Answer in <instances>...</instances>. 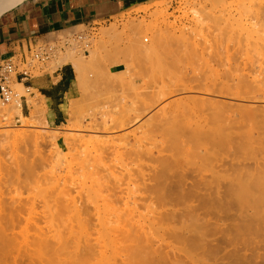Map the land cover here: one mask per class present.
<instances>
[{"label":"rangeland","instance_id":"rangeland-1","mask_svg":"<svg viewBox=\"0 0 264 264\" xmlns=\"http://www.w3.org/2000/svg\"><path fill=\"white\" fill-rule=\"evenodd\" d=\"M214 1H222L227 10L223 7L225 12L219 10L221 7L216 9ZM249 1L250 3H239L240 8L237 0H161L127 14L120 21L79 28L68 34H86L88 47L85 51L82 48H74L77 52L67 49L65 54L59 53L35 74V77H39L64 65L73 67L70 60L64 59L70 56L68 52L71 51L73 58L79 60L80 76L73 67L76 76L75 99L64 104L61 125L53 126L47 122L45 101L35 90L26 91L22 84L23 89H19L16 82L13 83L16 103L0 105V187L3 188H0V193L4 200L9 201L12 197L11 200H19L25 207H22V215L19 213V217L4 210L5 215L0 214V226L8 230L5 231L8 236L14 234L11 237L16 241L10 239L19 241L16 245L23 244L25 238L32 240L44 227L46 231L42 230L43 233L53 234L51 232L60 230L62 235L65 232L67 238L72 236L75 241L82 239L79 240L80 250L91 247V258L89 255L88 258L84 256L87 259L82 258L84 263L82 261L80 264H125L129 251L125 245H118L119 236L121 238L125 229L135 232H140L139 229L145 232L147 229L149 235L145 232L146 236L158 242L172 244L179 257L195 264H264V189L255 191L254 188L250 193H242V189H239L244 180L247 185L264 180L260 176L251 178L252 173L260 170L258 168L261 167L264 171V0ZM145 23L162 29L163 38L154 34L155 29L142 28ZM139 27L142 30L137 29ZM186 38L189 39L188 42ZM192 99H195V103ZM30 100L41 101L42 110L44 109L42 117L36 119L38 122L29 120ZM19 101L23 119L13 112ZM71 102L78 104V110L74 113L76 116H72L73 119L70 116V120L68 110ZM239 108L249 109L252 117H246V114L233 116L234 113L229 112L230 109L233 112ZM204 109H207L208 115ZM5 113L8 118L2 117ZM210 113H213L212 116ZM219 128L220 131H217ZM183 129L185 130L182 131ZM6 130L36 137L41 149L38 145L34 149L21 142L20 138L16 139L14 134L7 133ZM201 131L204 135H200ZM48 133L49 136L53 133V140H46L52 137ZM236 135H240L238 139L234 138ZM223 136L228 141L224 139V142ZM206 149L209 151L208 156L205 154ZM223 161L227 162V169L230 166L232 170L234 167L237 170V164L239 166L240 163L239 169L242 168L245 176L213 175V169H217L213 167ZM202 163L204 167L200 166ZM230 164L235 165L231 167ZM163 170L173 174L170 175L169 172V177H141ZM193 171L197 174L194 175ZM186 174L190 177H180ZM197 175L200 177H196ZM256 178L258 181H251ZM244 182L243 185L246 184ZM252 197L263 199L259 202L253 198L255 201L251 204ZM31 207L32 211H27ZM62 207L66 209L65 212ZM53 210L58 215H54ZM64 219H68V223ZM80 219L85 221V224L82 222L85 226L78 223ZM123 222L126 224L122 225L127 227L121 225ZM54 223H58L57 226ZM78 227L85 229L80 231ZM156 228L159 230L156 231ZM190 233L194 234L190 236ZM85 239L90 243L85 242ZM163 243L159 244L168 245ZM67 245L64 257L70 254L69 250H75L72 242ZM29 246H21L18 248L19 252L15 251L16 254L13 251L12 258H17L16 264H28L32 261V255H25L33 253V248ZM96 254L102 256H92Z\"/></svg>","mask_w":264,"mask_h":264},{"label":"bare ground","instance_id":"bare-ground-1","mask_svg":"<svg viewBox=\"0 0 264 264\" xmlns=\"http://www.w3.org/2000/svg\"><path fill=\"white\" fill-rule=\"evenodd\" d=\"M25 0H0V16L2 15V14H4V13H6V12H8L9 10H11V9H13L14 7H16L17 5H19V4H21L22 2H24ZM196 1V0H195ZM205 1H207V0H205ZM218 1V0H217ZM248 1V3H250V1L249 0H237V2H238V4L239 3H241V4H244L245 2H247ZM258 1V0H257ZM213 2V1H212ZM205 3V2H204ZM209 3V2H208ZM194 4H196V3H194ZM200 4V3H199ZM211 4V3H210ZM214 6L216 7V9H217V7H221V8H219V10L220 9H222V7H223V9H225V10H227V7H225L224 8V6H225V4L221 1V2H217V3H215V1H214ZM223 4H224V6H223ZM227 4V3H226ZM235 4H237V3H235ZM237 4V5H238ZM202 5V4H201ZM209 5V4H208ZM240 5V4H239ZM238 5V6H239ZM250 5V4H249ZM210 6V5H209ZM243 6V5H242ZM210 7H212L213 8V6H212V4H211V6ZM228 7H230V6H228ZM245 7V6H244ZM203 8H205V7H203ZM240 8H241V5H240ZM209 9H211V8H209ZM222 9V11H224L225 12V10H223ZM236 11V10H235ZM196 20V19H195ZM199 20L197 19V22H198ZM143 24H144V22H143ZM146 24V23H145ZM141 26V25H140ZM138 27V26H137ZM136 28V27H135ZM142 28H145V29H155V32H154V34L155 35H157V37H162L163 36V34L161 35V33H163V32H161L162 31V29L160 30V29H158L157 27H155V25H153V24H151V23H147L145 26H143ZM142 28L141 27H139V28H137V29H139V30H142ZM136 30V29H135ZM137 33H138V31H137ZM136 33V34H137ZM68 36V35H67ZM134 36V35H133ZM156 37V36H155ZM180 37V36H179ZM154 38V37H153ZM163 38V37H162ZM178 37H176V39H177ZM159 39V38H158ZM181 40H182V38H180ZM187 39V42L189 41V39L188 38H186ZM147 40V39H146ZM160 40V39H159ZM154 41V40H153ZM162 41V40H161ZM156 42V41H155ZM158 42V41H157ZM181 42H183V41H181ZM186 42V41H185ZM186 42V43H187ZM146 43V42H145ZM36 45V44H35ZM143 45H144V43H143ZM146 45V44H145ZM263 47H264V44L262 45ZM139 47V46H138ZM145 47H147V46H145ZM149 47H151V46H149ZM153 48V47H152ZM141 49H142V47H141ZM151 48H149V50H150ZM71 50V49H70ZM74 50L76 51V49H73V52H74ZM147 50H148V48H147ZM152 50V49H151ZM80 51V50H79ZM139 51V50H138ZM77 52V51H76ZM141 52H142V50H141ZM148 52V51H147ZM69 54H70V56H68V54H66L68 57L66 58H64L65 60H70L71 61V63H72V65H73V67H74V69L77 71V73H78V75L80 74L81 75V73H80V71H79V65H78V61H77V59H75V58H73V54H72V51L71 52H68ZM80 53H81V51H80ZM145 53V52H144ZM64 54H65V52H64ZM58 59V58H57ZM59 64V63H58ZM79 75V76H80ZM80 80V79H79ZM81 81V80H80ZM81 84V83H80ZM14 85V84H13ZM16 85V87H18L19 89H23V87L21 86V84H19V83H16L15 84ZM184 90V89H183ZM186 90V89H185ZM226 94V93H225ZM220 95H221V92H220ZM223 97V96H222ZM34 98V97H33ZM197 98V97H196ZM225 98V97H224ZM226 98H227V96H226ZM37 99V98H36ZM35 99V100H36ZM39 99V98H38ZM41 100H42V98H40ZM39 99V100H40ZM200 99V98H199ZM201 99H202V97H201ZM207 99V98H206ZM193 100V102L195 103V99H192ZM197 100L198 99H196V102H197ZM204 100V99H203ZM181 101V100H180ZM200 101V100H199ZM208 101V100H207ZM206 101V102H207ZM41 102V101H40ZM39 101L38 102H35V101H33L32 100V102H31V100L29 101V105H30V109H31V111H30V115H29V120L31 121L32 119H33V121L34 120H36L37 118H40V116L42 117V115H43V113H42V111L44 110H42V105H41V103H40ZM219 103L221 102V100L220 101H218ZM225 102V101H224ZM185 103V102H184ZM218 103V104H219ZM76 104V103H75ZM74 104V102H71V104L69 105V110H68V118L71 120V118H70V116L72 117L73 115L74 116H76V114H74V113H77V111L76 110H78L77 108V105H75ZM193 104V103H192ZM211 104V103H210ZM209 104V105H210ZM223 105L225 104V103H222ZM221 104V105H222ZM205 105H207V103H205ZM226 105V104H225ZM227 105H229V103L227 104ZM183 106H185V105H183ZM197 106H199V105H197ZM197 106H196V108H197ZM217 106V105H216ZM77 107V108H76ZM222 107V106H221ZM225 107V106H224ZM230 107V106H229ZM207 108H209V106L207 107ZM2 109V108H1ZM13 109V108H12ZM190 109V108H189ZM188 109V110H189ZM195 109V108H194ZM193 109V110H194ZM200 109V108H199ZM210 109V108H209ZM218 109H219V107H218ZM228 108L226 107V110H227ZM205 111L207 110V109H204ZM216 110V109H215ZM230 110H232V109H230ZM229 110V112H231V113H234L233 114V116H235L236 114L237 115H247L246 117H252V115H250L251 114V112H249L250 110L249 109H246V108H242V109H237V110H235V111H230ZM262 110V109H261ZM2 111V110H1ZM10 110H8V112H9ZM199 111V110H198ZM209 111V110H208ZM217 111V110H216ZM220 111H221V109H220ZM223 111V110H222ZM221 111V112H222ZM258 111H259V109H258ZM263 111V110H262ZM3 112V111H2ZM14 114H17L19 117H21V119H23L22 118V114H21V103H20V101L19 102H17V104H16V106H14ZM204 112V111H203ZM210 112H211V110H210ZM228 112V113H229ZM264 112V111H263ZM11 113V112H10ZM201 113V112H200ZM205 113V112H204ZM214 113V112H213ZM213 113H210L211 114V116H212V114ZM218 113V112H217ZM230 113V114H231ZM261 113V112H260ZM259 113V114H260ZM3 114H4V112H3ZM6 114L7 113H5V116H3L2 115V117L4 118V117H7L6 116ZM42 114V115H41ZM206 114L208 115V113H207V111H206ZM220 114V113H219ZM254 114V113H253ZM259 114H257V115H259ZM215 115V114H214ZM223 115H224V112H223ZM222 115V116H223ZM228 115V114H227ZM257 115H255L254 117H256L255 119H257ZM0 116H1V112H0ZM216 116H217V114H216ZM261 116V114L259 115V117ZM78 117V116H77ZM194 117H195V115H194ZM197 117V116H196ZM8 118V117H7ZM74 117H72V119H73ZM200 118V117H199ZM206 118V117H205ZM228 118V117H227ZM262 118V117H261ZM264 118V117H263ZM42 119V118H41ZM201 119V118H200ZM210 119V118H209ZM208 119V120H209ZM220 119V118H219ZM246 119V118H245ZM251 119V118H250ZM4 120V119H3ZM39 120V119H38ZM76 120V119H75ZM78 120V119H77ZM197 120V119H196ZM227 120H230V119H227ZM236 120H238V119H236ZM258 120H259V118H258ZM24 122L26 121V120H23ZM22 121V122H23ZM37 121V120H36ZM209 121H212V119L211 120H209ZM220 121V120H219ZM223 121V120H222ZM226 121V120H225ZM231 121H233V120H231ZM242 121V120H241ZM32 122V121H31ZM30 122V123H31ZM38 122V121H37ZM36 122V123H37ZM40 122V121H39ZM240 122V121H239ZM249 122V121H248ZM258 122V121H257ZM260 122H262V121H260ZM260 122H258V123H260ZM210 123H212V122H210ZM217 123H218V121H217ZM241 123V122H240ZM1 124V123H0ZM25 124V123H24ZM33 124H34V122H33ZM33 124H31V125H33ZM192 124V123H191ZM205 124V123H204ZM213 124V123H212ZM225 124V123H224ZM228 124V123H227ZM232 124V123H231ZM239 124V123H238ZM242 124V123H241ZM240 124V125H241ZM188 125V124H187ZM215 125V124H214ZM234 125V124H233ZM236 125V124H235ZM189 126H190V124H189ZM198 126V125H197ZM213 126V125H212ZM227 126V125H226ZM229 126V125H228ZM227 126V127H228ZM258 126H259V124H258ZM263 126V125H262ZM209 127L211 128V126L209 125ZM216 127V126H215ZM241 127V126H240ZM190 129H191V127H189ZM222 128H224V127H222ZM221 128V129H222ZM232 128V127H231ZM244 128V127H243ZM249 128V127H248ZM67 129H69V128H67ZM187 129H188V127H187ZM215 129V128H214ZM214 129H211L212 131L214 130ZM225 129V128H224ZM241 129V128H240ZM258 129V128H257ZM185 129H183L182 131H184ZM195 130V129H194ZM196 130H198V127H197V129ZM207 130H209L208 129V127H207ZM230 129H228V131H229ZM237 130H239V129H237ZM236 130V131H237ZM259 130V129H258ZM190 131V130H189ZM188 131V132H189ZM204 131H205V129H204ZM217 131H220V128L219 129H217ZM222 131V130H221ZM6 132L7 133H12V134H14V137H16V139H18V138H20L19 140L21 141V142H23V143H25V144H27V145H30L31 147H33L34 149L35 148H38L37 147V145L39 146V144H40V142H39V144H38V139L36 138V137H32V136H23V134L22 133H18L17 131H15V130H6ZM187 132V133H188ZM214 132V131H213ZM224 132V131H223ZM183 133V132H182ZM184 133H186V132H184ZM209 133H211V132H209ZM222 133V132H221ZM231 133V132H230ZM51 134V133H50ZM189 134V133H188ZM191 134V133H190ZM189 134V135H190ZM196 134V133H195ZM199 134V133H198ZM201 134H203L204 135V133H202V131H201V133H200V135ZM206 134H207V132H206ZM211 134H213V133H211ZM210 134V135H211ZM214 134H216V132L214 133ZM223 134V133H222ZM225 134V133H224ZM234 134H236V133H234ZM24 135H26V134H24ZM30 135H32V134H30ZM45 134H43V136H44ZM52 135V137H50ZM50 136H49V133H48V136L50 137V138H47L46 140H48V139H51V140H53V133L51 134ZM181 135V134H180ZM185 135V134H184ZM187 135V134H186ZM188 135V136H189ZM197 135V134H196ZM227 135V138H228V134H226ZM226 135H224V136H226ZM229 135H231V134H229ZM39 136V135H38ZM41 136H42V134H41ZM47 136V137H48ZM70 136V135H69ZM198 136V135H197ZM207 136H209V135H207ZM212 136V135H211ZM221 136V135H220ZM219 136V137H220ZM223 136V137H224ZM237 136V135H236ZM240 135H238L237 137H234V138H237L238 139V137H239ZM46 137V136H45ZM45 137H44V139H45ZM58 137V136H57ZM71 137H73V135L71 136ZM70 137V138H71ZM75 137V136H74ZM185 137V136H184ZM218 137V136H217ZM264 137V136H263ZM56 138V137H55ZM188 138H190V137H188ZM212 138V137H211ZM214 138V137H213ZM212 138V139H213ZM230 138V137H229ZM229 138H228V140H229ZM42 139V138H41ZM184 139V138H183ZM211 139V140H212ZM216 139V138H215ZM222 139V138H221ZM226 140V138L224 137L223 138V140ZM251 139V138H250ZM50 140V141H51ZM185 140H187V138H185ZM225 140H224V142H225ZM228 140H226V141H228ZM43 141V140H42ZM72 141H74V140H72ZM206 141V140H205ZM204 141V142H205ZM215 141V140H214ZM213 141V142H214ZM217 141V140H216ZM215 141V142H216ZM230 141V140H229ZM236 141V140H235ZM186 142V141H185ZM200 142H202V141H200ZM230 142H232V141H230ZM188 143V142H187ZM199 143V142H198ZM209 143V142H208ZM218 143V142H217ZM220 143H221V141H220ZM227 143V142H226ZM42 144V143H41ZM45 144V143H44ZM48 144H50V143H48ZM64 144H65V142H64ZM68 144V143H67ZM70 144V143H69ZM71 144H72V142H71ZM230 144V143H229ZM53 145V144H52ZM73 145H74V143H73ZM224 145V144H223ZM230 145H232V144H230ZM43 146V145H42ZM48 146V145H47ZM70 146V145H69ZM210 146V145H209ZM217 146V145H216ZM40 147V146H39ZM50 147V146H49ZM32 148V149H33ZM43 148V147H42ZM46 148V147H45ZM211 148H213V147H211ZM241 148H242V146H241ZM33 149V150H34ZM40 149H41V147H40ZM40 149H37V151H39ZM208 150H209V148H208ZM207 149L205 150V154L208 156V151ZM222 151H223V149H222ZM34 152H36V151H34ZM40 152V151H39ZM211 153V152H210ZM187 154V153H186ZM237 154V153H236ZM212 155V154H211ZM235 155V154H234ZM190 156H191V154H190ZM237 157H238V155H236ZM211 157V156H210ZM209 157V158H210ZM202 158V157H201ZM206 158V157H205ZM208 158V157H207ZM233 159V158H232ZM208 160V159H207ZM239 160V159H238ZM166 161V160H165ZM168 161V160H167ZM178 161H180V160H178ZM191 161V160H190ZM211 161V160H210ZM222 161V160H221ZM226 161V160H225ZM163 162V161H162ZM171 162V161H170ZM193 162V161H192ZM203 162H204V160H203ZM243 162V161H242ZM166 163V162H165ZM164 163V164H165ZM189 162H187V164H188ZM216 163V162H215ZM221 164H219L218 166H216L215 165V167H213V168H217V169H213L214 170V172H213V175H215V176H217V177H229L230 175H232V174H235V176L236 177H242V176H245V173L244 172H242L243 170H241L242 168H240L239 169V167H240V163H239V166H238V164H237V167H238V169L236 170L235 168L236 167H234V170H232V169H230V166H229V168L227 169V166H226V164H227V162L226 163H224V161L223 162H220ZM236 163V162H235ZM171 164V163H170ZM174 164H176V163H174ZM180 164V163H179ZM185 164V163H184ZM231 164H232V162H231ZM230 164V165H231ZM242 164V163H241ZM258 164V163H257ZM192 165V164H191ZM203 165V163L200 165V166H202ZM211 165V164H210ZM235 165V164H234ZM234 165H231V167L232 166H234ZM244 165V164H243ZM242 165V166H243ZM168 166V165H167ZM167 166H165V167H167ZM171 166V165H170ZM176 165H174L173 167H175ZM181 165H179V167H180ZM188 166V165H187ZM194 166V165H193ZM206 166H208V164H207V162H206ZM255 166V165H254ZM164 167V166H163ZM177 167H178V165H177ZM182 167V166H181ZM185 167H186V165H185ZM184 167V168H185ZM203 167H204V165H203ZM210 168L212 167V166H209ZM243 167H245V166H243ZM258 167H260V166H258ZM161 168H162V166H161ZM176 168V167H175ZM183 168V169H184ZM196 168H197V166H196ZM207 168V167H206ZM169 169H171L172 170V167L170 168L169 167ZM193 169H195V168H193ZM198 169H199V167H198ZM202 169V168H201ZM245 169V168H244ZM249 169V168H248ZM258 169H260V170H257L255 173H252L251 174V178L252 179H254L255 177H258V176H260V178L261 179H263V177H264V171L263 170H261V167L260 168H258ZM160 170V169H159ZM162 170V169H161ZM164 170H165V168H164ZM164 170L163 171H161V172H158V173H153V175L151 176L150 174L149 175H142L141 177H169V175H168V173L170 172V171H167V173L166 172H164ZM167 170H168V168H167ZM176 170V169H175ZM188 170V169H187ZM192 170V169H191ZM196 170V169H195ZM216 170V171H215ZM254 170V169H253ZM166 171V170H165ZM183 171V170H182ZM184 171H186V170H184ZM190 171V170H189ZM197 171V170H196ZM196 171H193L195 174L194 175H196L197 174V172ZM200 171V170H199ZM198 171V172H199ZM248 171H251V170H248ZM157 172V171H156ZM231 172V173H230ZM253 172V171H252ZM171 173L172 172H170L169 174L171 175ZM183 173V172H182ZM155 174V175H154ZM173 174V173H172ZM180 174V173H179ZM193 174V173H192ZM201 175H202V173H200ZM211 174V173H210ZM176 175V174H175ZM183 175V174H182ZM180 176V177H190V176H188V174H186V175H184V176ZM204 175V174H203ZM212 175V176H213ZM249 175H250V172H249ZM174 176V175H173ZM193 176V175H192ZM205 176H207V175H205ZM234 176V177H235ZM176 177V176H175ZM196 177H200V176H196ZM201 177H204V176H201ZM214 177V176H213ZM254 177V178H253ZM94 178V177H93ZM96 178V177H95ZM259 178V179H260ZM89 179H90V177H89ZM242 179V178H241ZM249 179V178H248ZM247 179V180H248ZM260 179V180H261ZM91 180V179H90ZM93 180V179H92ZM243 181V180H242ZM245 181V180H244ZM243 181V182H244ZM251 181H258V179L256 178L255 180H251ZM95 182H97L96 180H95ZM99 182V181H98ZM242 182V183H243ZM238 183V182H237ZM241 183V182H240ZM241 183V187L239 188V189H242L241 190V192L242 193H250V191L253 189L254 190V188H255V191L256 190H259V189H264V180L263 181H259V182H255L253 185H247V183L246 182H244V183H246V184H242ZM250 183V182H249ZM256 183H258V184H256ZM93 184H94V182H93ZM236 185V184H235ZM237 187V186H236ZM0 188H2V187H0ZM230 188V187H229ZM3 189V188H2ZM233 190V189H232ZM191 191H193V190H191ZM227 191V190H226ZM238 191V190H237ZM1 192H3V191H1ZM232 192V191H231ZM231 192L229 193V195H231ZM235 192V191H234ZM241 192H239V194L241 193ZM253 192V191H252ZM4 193H5V191H4ZM191 193V192H190ZM233 193V192H232ZM241 193V194H242ZM263 193H264V191H263ZM6 194H8V193H6ZM261 194V193H260ZM3 195V194H2ZM1 195V193H0V214H2L3 212H4V210H7L11 215H17V217H19V213H21V215H22V210L21 209H23L22 207L24 206L22 203H20L19 202V200L18 201H15V200H11L12 199V197H10V196H8V197H10L11 199H9V201L7 202L6 201V199L4 200L3 198V196ZM5 195V194H4ZM217 195V194H216ZM218 195H220V194H218ZM224 195H226V194H224ZM233 195V194H232ZM249 195V194H248ZM252 195H253V193H252ZM251 195V196H252ZM257 195V194H256ZM255 195V196H256ZM262 195H264V194H262ZM242 196V195H241ZM240 196V197H241ZM244 196H247V194L246 195H244ZM254 196V195H253ZM261 195H259V197H260ZM3 197V198H2ZM216 197V196H215ZM234 197V196H233ZM243 197V196H242ZM219 198H221V196L219 197ZM236 198V197H235ZM244 198V197H243ZM245 198H247V200L249 201V199H248V197H245ZM251 198V197H250ZM253 198L255 199L256 197H252V202H251V204L253 203V201H255V200H257V201H259V202H261L262 201V199H263V197H262V199H260V200H258V199H255V200H253ZM216 199V198H215ZM223 199V198H222ZM229 199V198H228ZM228 199H226V200H228ZM237 199V198H236ZM225 200V201H226ZM240 200V199H239ZM242 200V199H241ZM223 201V200H222ZM245 200L243 199V202H244ZM248 201H246V202H248ZM257 201H256V203H257ZM229 202V201H228ZM239 202V201H238ZM60 203V202H59ZM58 203V204H59ZM231 203V202H230ZM229 203V204H230ZM217 204H218V202H217ZM240 204V203H239ZM242 204V203H241ZM248 204V203H247ZM254 204V203H253ZM61 205V204H60ZM63 205V204H62ZM61 205V206H62ZM261 205H262V203H261ZM56 206V205H55ZM59 206V205H58ZM25 207V206H24ZM67 207V206H66ZM32 208L33 207H31V209H27V211L28 210H30V211H32ZM54 208V207H53ZM263 208V207H262ZM51 209V208H50ZM60 209V208H59ZM71 209V208H70ZM74 209V208H73ZM98 209V208H97ZM48 210V209H47ZM62 210H64L63 209V207H62ZM77 210V209H76ZM26 211V210H25ZM34 211V210H33ZM51 211V210H50ZM49 211V213H51ZM66 211V209L64 210V212ZM67 211H68V209H67ZM79 211V210H78ZM95 211V210H94ZM99 211V210H98ZM23 212H24V210H23ZM35 212V211H34ZM33 212V213H34ZM53 212H54V215H56L57 214V212L55 213V211L53 210ZM70 212V211H69ZM77 212V211H76ZM124 212H127V211H124ZM124 212H121V213H124ZM133 212V211H132ZM80 213V212H79ZM99 213V212H98ZM129 213V212H128ZM127 213V214H128ZM4 214V213H3ZM9 214V215H10ZM48 214V213H47ZM51 214H53V213H51ZM50 214V215H51ZM66 214V213H65ZM78 213H76V214H74L75 216V219L77 218L76 217V215H77ZM95 214H97V213H95ZM115 214H116V212H115ZM124 214H126V213H124ZM123 214V215H124ZM130 214V213H129ZM5 215V214H4ZM25 215H28L27 213H25ZM24 215V216H25ZM58 215V214H57ZM63 215H64V213H63ZM132 215V214H131ZM23 216V217H24ZM61 216V215H60ZM66 216V215H65ZM70 216V215H69ZM81 216V215H80ZM117 216V215H116ZM5 217V216H4ZM10 217V216H9ZM15 217V216H14ZM14 217H12L11 216V218H14ZM22 217V218H23ZM52 217V216H51ZM121 217V216H120ZM134 217V216H133ZM11 218L9 219V220H11ZM21 218V217H20ZM59 218V217H58ZM126 218H127V216H126ZM125 218V219H126ZM262 218V217H261ZM23 219H25V218H23ZM125 219H124V222H125ZM161 218L159 217V220H160ZM164 219H165V217H164ZM166 219H169V218H166ZM8 220V221H9ZM19 220V219H18ZM22 220V219H21ZM29 220V219H28ZM49 220H50V218H49ZM53 222H54V220L53 219H51ZM56 220V219H55ZM60 220H61V218H60ZM59 220V221H60ZM65 220V219H64ZM68 219H66L65 220V222L67 221ZM71 220H72V218H71ZM79 220V219H78ZM78 220H77V222H78ZM97 220V219H96ZM116 220V219H115ZM118 220V219H117ZM130 220L132 221V219H131V217H130ZM199 220V219H198ZM201 220V219H200ZM1 221V220H0ZM12 221V220H11ZM14 221H16V220H14ZM99 221V220H98ZM136 221H138V220H136ZM150 221H152V220H150ZM156 221H157V219H156ZM166 221V220H165ZM250 221V220H249ZM256 221V220H255ZM4 222H6L5 220H4ZM49 222V221H48ZM57 222V221H56ZM63 222L64 221H62V224H63ZM74 222V221H73ZM72 222V223H73ZM81 222V223H80ZM82 222H83V220L81 221V219H80V221L78 222L79 224H82ZM85 222V221H84ZM83 222V223H84ZM121 222V221H120ZM121 223V225L122 224H126V223ZM130 222V221H129ZM144 222H145V220H144ZM143 222V223H144ZM147 222V221H146ZM149 222V221H148ZM161 222V221H160ZM162 222H163V220H162ZM200 222V221H199ZM253 222V221H252ZM1 223V222H0ZM22 223V222H21ZM29 223V222H28ZM51 223V222H50ZM66 223H68V222H66ZM65 223V224H66ZM71 223V222H70ZM69 223V224H70ZM115 223V222H114ZM116 223H117V221H116ZM131 223V222H130ZM139 223V222H138ZM159 223V222H158ZM157 223V224H158ZM165 223H167V222H165ZM169 223V222H168ZM247 223V222H246ZM6 224V223H5ZM13 224V222L11 223V225ZM37 224H39L38 222H37ZM58 224V223H57ZM57 224L56 223H54V225L55 226H57ZM85 224V223H84ZM84 224H82L81 226H83ZM99 224V223H98ZM97 224V225H98ZM140 224V223H139ZM138 224V225H139ZM170 224V223H169ZM197 224V223H196ZM243 224V223H242ZM261 224V223H260ZM3 225H4V223H3ZM10 225V226H11ZM33 225H35V222H33ZM32 225V226H33ZM48 225V224H47ZM51 225H52V223H51ZM61 225V224H60ZM64 225V224H63ZM117 225V224H116ZM118 225H119V223H118ZM128 225V224H127ZM132 225H133V223H132ZM135 225H137V224H135ZM141 225V224H140ZM140 225L139 226H137V228L139 229V227H140ZM159 225V224H158ZM162 225V224H161ZM161 225H159V226H161ZM194 225V224H193ZM200 225V224H199ZM205 225V224H204ZM209 225H211V224H209ZM215 225H216V223H215ZM241 225V224H240ZM258 225V224H257ZM19 226V225H18ZM37 226V225H36ZM35 226V227H36ZM69 226V225H68ZM73 226H74V224H73ZM85 226V225H84ZM87 226V225H86ZM122 226H124V227H127V226H125V225H122ZM122 226H121V228H122ZM150 226H152V225H150ZM167 226V225H166ZM195 226V225H194ZM200 226H202V225H200ZM213 226H214V224H213ZM244 226V225H243ZM249 226V225H248ZM6 227H7V225H6ZM15 227V226H14ZM38 227V226H37ZM47 227V226H46ZM75 227V226H74ZM99 227V226H98ZM146 227V226H145ZM158 227V226H157ZM164 227H165V224H164ZM197 227V226H196ZM206 227H207V225H206ZM220 227H222L221 225H220ZM240 227V226H239ZM39 228V227H38ZM44 228V227H43ZM42 228V230H45V229H43ZM48 228H50V227H48ZM51 228H52V226H51ZM61 228H62V225H61ZM64 228V227H63ZM66 228V227H65ZM87 228V227H86ZM114 228V227H113ZM132 228V227H131ZM135 228V227H134ZM137 228H135V229H137ZM152 228H153V226H152ZM161 228H163V227H161ZM160 228V229H161ZM194 228V227H193ZM210 228H212V227H210ZM234 228V227H233ZM237 228V227H236ZM235 228V229H236ZM16 229H17V227H16ZM40 229V228H39ZM38 229V230H39ZM53 229V228H52ZM59 229V228H58ZM57 229V230H58ZM78 229H80L79 227H78ZM85 228H83L82 227V229H80V231L82 230H84ZM117 229V228H116ZM125 229V228H124ZM137 229V230H138ZM149 229V228H148ZM157 229L158 228H156L155 230L157 231ZM164 229V228H163ZM166 229H168V227H166ZM204 229V228H203ZM202 229V230H203ZM214 229H215V227H214ZM258 229H260V228H258ZM257 229V230H258ZM9 230H10V227H9ZM27 230V229H26ZM37 230V229H36ZM42 230H40V232H38L36 235H34V238L32 239V240H30L29 241V239H31V238H29L28 240L25 238L24 239V241H23V244L22 243H20V245L21 246H23V247H28V245H30L32 248H33V253H25V255H28V254H30V255H32L31 256V260L34 262H32V261H30V262H28V264L30 263V264H35V262L36 263H38V264H80V262L82 263V261L83 260H86L87 258H88V256L87 255H89V257L91 256V252H92V250H90L91 249V247L90 248H87L86 247V249H84V248H82V249H84V250H80V248H79V240H82V239H77L78 241H75L73 238H72V236H71V234H70V236H71V238H67L68 236L67 235H65V232L63 233L64 235H62V232L59 230V231H54V232H51V233H53V234H47V233H45V231H44V233L43 232H41ZM51 230V229H50ZM62 230V229H61ZM65 230V229H64ZM89 230V229H88ZM126 230V229H125ZM124 230V232L122 233V235H121V238H120V236H119V239H120V242L118 243V245H122V246H124L125 245V247L127 248V250L129 251V255L127 256V257H125L126 259H127V262H125V264H195L193 261H191V260H183L181 257H179V255H177L176 253V251L177 250H175V247H173L172 246V244L170 245V244H168V243H163V242H158V241H155L154 239H152V237L150 238V237H148V236H146L145 235V232L146 231H148L149 232V230H147L146 229V231L145 232H141L142 230L141 229H139L140 230V232H135V231H132L131 229L129 230V231H125ZM134 230V229H133ZM145 230V229H144ZM152 230H154V228L152 229ZM152 230H150V231H152ZM159 230V229H158ZM201 230V231H202ZM206 230V229H205ZM212 230V229H211ZM210 230V232H212ZM5 231H7L8 232V230H5L4 229V227H1L0 226V264H16V260H17V258L15 259L14 257L12 258V254L16 251V252H19V250H18V248H20L21 246L19 245V244H17L18 246H20V247H18L17 245H16V243H18V242H15L16 240L14 239V237H11V236H13L14 234H12L11 236H8V234H6L7 232H5ZM14 231V230H13ZM22 231V230H21ZM53 231V230H52ZM66 231H68V229L66 230ZM79 231V232H80ZM155 231V232H156ZM162 231V230H161ZM193 232H194V230H192ZM236 231H238V230H236ZM245 231V230H244ZM249 231V230H248ZM254 231V230H253ZM256 231V230H255ZM260 231V230H259ZM262 231V230H261ZM19 232V231H18ZM36 232V231H35ZM75 232V231H74ZM78 232V233H79ZM118 232H120V230L118 231ZM148 232H146V233H148ZM153 232V231H152ZM199 231H197V233H198ZM206 232V231H205ZM246 232V231H245ZM9 233H11V232H9ZM22 233V232H21ZM20 233V234H21ZM67 233V232H66ZM69 233H71V232H69ZM78 233H76V235L78 234ZM81 233V232H80ZM204 233V232H203ZM250 233L252 234V232L250 231ZM150 234H151V232H150ZM153 234V233H152ZM191 234H194V233H190V236H191ZM196 234V233H195ZM201 234V233H200ZM211 234V233H210ZM213 234V233H212ZM232 234H233V232H232ZM235 234V233H234ZM237 234V233H236ZM250 234V235H251ZM10 235V234H9ZM16 235V234H15ZM29 235V234H28ZM74 235V234H73ZM81 235V234H80ZM86 234H84V237H86L85 236ZM148 235H149V233H148ZM155 235V234H154ZM176 235V234H175ZM183 235V234H182ZM203 235V234H202ZM17 236H19V235H17ZM17 236H15V238L17 237ZM20 236H22V234L20 235ZM19 236V237H20ZM25 236V235H24ZM66 236V237H65ZM69 236V237H70ZM75 236V235H74ZM78 236V235H77ZM83 236V235H82ZM81 236V237H82ZM151 236V235H150ZM153 236V235H152ZM184 236V235H183ZM192 236H194V235H192ZM196 236V235H195ZM200 236V235H199ZM198 236V237H199ZM208 236V235H207ZM210 236V235H209ZM212 236V235H211ZM228 236V235H227ZM242 236H244L243 234H242ZM79 237V236H78ZM84 237H83V239H84ZM90 237V236H89ZM97 237H99V235L97 236ZM187 237H188V235H187ZM186 237V238H187ZM206 237V236H205ZM226 237V236H225ZM231 237V236H230ZM239 237V236H238ZM248 237V236H247ZM250 237V236H249ZM10 238H12V239H14V240H12V239H10ZM28 238V237H27ZM115 239L117 238V237H114ZM177 238V237H176ZM183 238V237H182ZM181 238V239H182ZM241 238V237H240ZM115 239H114V241H115ZM155 239H157V238H155ZM194 240H195V238H193ZM198 239V238H197ZM235 239V238H234ZM237 239V238H236ZM247 239H249V238H247ZM86 240V241H85ZM84 241L85 242H88L87 241V239H85ZM88 240H89V238H88ZM118 240V239H117ZM158 240V239H157ZM191 240H192V238H191ZM232 240V239H231ZM242 240V239H241ZM14 241V242H13ZM90 241V240H89ZM95 241V240H94ZM193 241V240H192ZM203 241V240H202ZM222 241V240H221ZM223 241H225V240H223ZM227 241H228V239H227ZM230 241V240H229ZM255 241V240H254ZM69 242H72L73 243V245H75L74 247V252H70V250H69V255L67 256V254H66V256L67 257H64L65 256V252H66V245L69 243ZM91 242H93L92 240H91ZM179 242H181L180 240H179ZM185 242H186V239H185ZM193 242H196V241H193ZM200 242V241H199ZM226 242V241H225ZM224 242V243H225ZM238 242V241H237ZM251 242V241H250ZM88 243H90V242H88ZM88 243H86L87 245L86 246H88ZM116 243V242H115ZM159 243H163V244H168L166 247L165 246H163V245H161V244H159ZM204 241H203V245H204ZM217 243H219V242H217ZM222 243V242H221ZM239 243H240V241H239ZM252 243V242H251ZM94 244V243H93ZM99 244V243H98ZM180 245H181V243H179ZM190 244V243H189ZM197 244V243H196ZM195 244V245H196ZM202 244V243H201ZM254 244V243H253ZM73 245H71V246H73ZM81 245H83V244H81ZM90 245V244H89ZM208 245V244H207ZM228 245H229V242H228ZM246 245V244H245ZM29 246V247H30ZM70 247V245H67V247ZM83 246H85V245H83ZM190 246V245H189ZM68 247V248H69ZM82 247V246H81ZM98 247V246H97ZM198 247V246H197ZM210 247H212V246H210ZM99 248V247H98ZM187 248V247H186ZM209 248V247H208ZM243 248V247H242ZM26 249V248H25ZM66 249V250H65ZM70 249H72V248H70ZM212 249H214V248H212ZM21 250H22V248H21ZM29 250V249H28ZM64 250H65V252H64ZM123 250H124V248H123ZM126 250V249H125ZM175 250V251H174ZM195 250V249H194ZM199 250V249H198ZM243 250V249H242ZM14 251V252H13ZM72 251V250H71ZM94 251H95V248H94ZM96 251H98L97 249H96ZM11 252V253H10ZM16 252H15V254H16ZM21 252H23V251H21ZM24 252H26V251H24ZM23 252V253H24ZM180 252H183V250H181ZM184 252H186V251H184ZM212 252V251H211ZM71 253H73V254H71ZM96 253H98V252H96ZM189 253V252H188ZM126 254H127V251H126ZM179 254V253H178ZM215 254V253H214ZM71 255V256H70ZM97 255H99V254H96V255H92V256H96V257H99V256H102V255H99V256H97ZM187 255V254H186ZM185 255V256H186ZM29 256V255H28ZM86 257L87 256V258H83V257ZM125 256V255H124ZM181 256H183V255H181ZM191 256V255H190ZM208 256V255H207ZM187 257V256H186ZM12 258V259H11ZM28 258H30V257H28ZM83 258V260L81 261V259ZM91 258V257H90ZM90 258H89V260H90ZM185 258V257H184ZM191 258V257H190ZM241 258V257H240ZM243 258H245V257H243ZM25 259V258H24ZM186 259V258H185ZM192 259V258H191ZM239 259V258H238ZM13 262H12V261ZM21 260V259H20ZM27 261V260H26ZM29 261V260H28ZM94 261V260H93ZM126 261V260H125ZM18 262V261H17ZM87 262V261H86ZM88 262H90V261H88ZM122 262H124V261H122ZM238 262H240V261H238ZM244 262V261H243ZM24 263V262H23ZM83 263H84V261H83ZM94 263H96V261L94 262ZM87 264H89V263H87ZM97 264V263H96ZM238 264V263H237Z\"/></svg>","mask_w":264,"mask_h":264},{"label":"crops","instance_id":"crops-1","mask_svg":"<svg viewBox=\"0 0 264 264\" xmlns=\"http://www.w3.org/2000/svg\"><path fill=\"white\" fill-rule=\"evenodd\" d=\"M161 0H26L0 16V59L23 60L30 49L79 28L120 21L127 14ZM19 81V80H17ZM76 76L71 65L29 78L22 85L45 101L47 122L61 125L64 104L74 100Z\"/></svg>","mask_w":264,"mask_h":264},{"label":"built area","instance_id":"built-area-1","mask_svg":"<svg viewBox=\"0 0 264 264\" xmlns=\"http://www.w3.org/2000/svg\"><path fill=\"white\" fill-rule=\"evenodd\" d=\"M87 40L88 36L84 33L62 36L33 46L23 60L19 57L0 59V105L16 103L17 95L12 88L14 82L22 84L23 81L35 77L36 73L67 49L82 48L84 52L88 47ZM24 89L29 90L25 87Z\"/></svg>","mask_w":264,"mask_h":264},{"label":"water","instance_id":"water-1","mask_svg":"<svg viewBox=\"0 0 264 264\" xmlns=\"http://www.w3.org/2000/svg\"><path fill=\"white\" fill-rule=\"evenodd\" d=\"M26 1V0H25Z\"/></svg>","mask_w":264,"mask_h":264}]
</instances>
